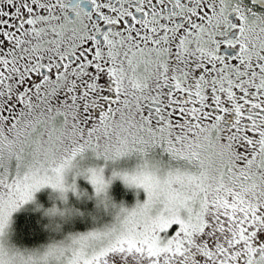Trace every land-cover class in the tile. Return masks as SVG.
<instances>
[{"label": "snow or ice", "instance_id": "1", "mask_svg": "<svg viewBox=\"0 0 264 264\" xmlns=\"http://www.w3.org/2000/svg\"><path fill=\"white\" fill-rule=\"evenodd\" d=\"M0 264H264V0H0Z\"/></svg>", "mask_w": 264, "mask_h": 264}]
</instances>
